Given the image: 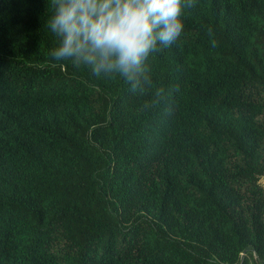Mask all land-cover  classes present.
<instances>
[{"label": "trees", "instance_id": "1", "mask_svg": "<svg viewBox=\"0 0 264 264\" xmlns=\"http://www.w3.org/2000/svg\"><path fill=\"white\" fill-rule=\"evenodd\" d=\"M53 13L0 0V264H264V0H194L132 81Z\"/></svg>", "mask_w": 264, "mask_h": 264}, {"label": "clouds", "instance_id": "2", "mask_svg": "<svg viewBox=\"0 0 264 264\" xmlns=\"http://www.w3.org/2000/svg\"><path fill=\"white\" fill-rule=\"evenodd\" d=\"M46 26L59 38L57 60L134 80L150 54L181 37L182 8L194 0H51Z\"/></svg>", "mask_w": 264, "mask_h": 264}]
</instances>
